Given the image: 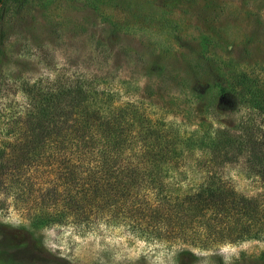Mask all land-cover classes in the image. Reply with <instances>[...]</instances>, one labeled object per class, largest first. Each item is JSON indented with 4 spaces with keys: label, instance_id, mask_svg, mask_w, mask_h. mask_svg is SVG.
Segmentation results:
<instances>
[{
    "label": "rangeland",
    "instance_id": "obj_1",
    "mask_svg": "<svg viewBox=\"0 0 264 264\" xmlns=\"http://www.w3.org/2000/svg\"><path fill=\"white\" fill-rule=\"evenodd\" d=\"M77 79L187 133L262 125L264 0H5L0 11V264H177L179 248L198 255L189 264H264V240L205 251L121 223H59L55 165L33 161L26 120ZM225 174L262 192L243 162Z\"/></svg>",
    "mask_w": 264,
    "mask_h": 264
},
{
    "label": "trees",
    "instance_id": "obj_2",
    "mask_svg": "<svg viewBox=\"0 0 264 264\" xmlns=\"http://www.w3.org/2000/svg\"><path fill=\"white\" fill-rule=\"evenodd\" d=\"M255 105L264 114L263 102ZM26 124L33 161L55 165L59 223L85 230L121 223L145 241L205 251L264 240V124L247 118L239 131L187 133L78 79L43 94ZM240 162L259 179L258 195L227 178L226 168ZM39 220L50 222L47 213ZM196 258L179 248L175 261Z\"/></svg>",
    "mask_w": 264,
    "mask_h": 264
}]
</instances>
